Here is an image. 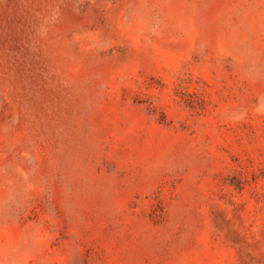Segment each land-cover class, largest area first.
Here are the masks:
<instances>
[{
    "label": "rangeland",
    "instance_id": "obj_1",
    "mask_svg": "<svg viewBox=\"0 0 264 264\" xmlns=\"http://www.w3.org/2000/svg\"><path fill=\"white\" fill-rule=\"evenodd\" d=\"M0 264H264V0H0Z\"/></svg>",
    "mask_w": 264,
    "mask_h": 264
}]
</instances>
